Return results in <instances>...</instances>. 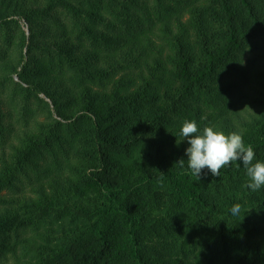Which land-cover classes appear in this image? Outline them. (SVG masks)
Instances as JSON below:
<instances>
[{
  "label": "trees",
  "instance_id": "16d2710c",
  "mask_svg": "<svg viewBox=\"0 0 264 264\" xmlns=\"http://www.w3.org/2000/svg\"><path fill=\"white\" fill-rule=\"evenodd\" d=\"M186 119L264 162V0H0V264H264V187L176 165Z\"/></svg>",
  "mask_w": 264,
  "mask_h": 264
},
{
  "label": "clouds",
  "instance_id": "9594fccd",
  "mask_svg": "<svg viewBox=\"0 0 264 264\" xmlns=\"http://www.w3.org/2000/svg\"><path fill=\"white\" fill-rule=\"evenodd\" d=\"M179 136L190 146L185 150L187 160L181 159L176 165L183 168L186 163L187 170L192 176L200 179L204 169H208L213 176H219L220 170L225 166L242 161L248 177L245 187L254 192L264 187V162H254V148L245 145L241 133L233 131L226 135L211 126H206L201 131L195 120L186 119L183 121ZM230 212L233 216H238L241 205L234 204Z\"/></svg>",
  "mask_w": 264,
  "mask_h": 264
},
{
  "label": "rangeland",
  "instance_id": "374dc122",
  "mask_svg": "<svg viewBox=\"0 0 264 264\" xmlns=\"http://www.w3.org/2000/svg\"><path fill=\"white\" fill-rule=\"evenodd\" d=\"M22 25H23V28H24V30L27 32V26L26 25H24V23H21ZM8 264H12V261L10 262V261H8Z\"/></svg>",
  "mask_w": 264,
  "mask_h": 264
}]
</instances>
